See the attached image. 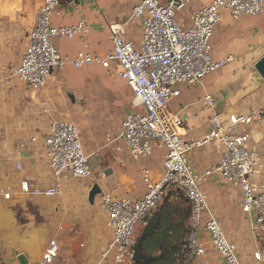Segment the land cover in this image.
Listing matches in <instances>:
<instances>
[{
	"label": "crops",
	"instance_id": "0c3cea01",
	"mask_svg": "<svg viewBox=\"0 0 264 264\" xmlns=\"http://www.w3.org/2000/svg\"><path fill=\"white\" fill-rule=\"evenodd\" d=\"M44 1L0 0V191H12L9 200H0V239L4 247L0 264H21V255L27 264H40L53 239L60 244L56 264H115L113 255L104 259L113 240L108 212L101 196L91 204L89 193L99 184L115 197L142 198L147 191L143 170H149L152 180L159 181L166 153L155 151L139 160L131 158L121 133L126 116L136 111L134 94L118 78L115 65L104 69L98 64L83 68L69 64L54 71L39 90L13 75ZM211 1L192 0L178 14L179 23L188 27L192 13ZM140 2L62 1L53 24L71 27L85 23L89 33L57 39L59 53L71 61L81 52L95 57L111 54L110 26L115 24H127V38L139 46L142 24L130 19L132 9ZM212 49L216 59L233 55L234 61L200 84L182 86L180 97L170 106L183 120L187 142L201 141L209 133L215 113L224 118L232 114L248 116L264 106V79L255 71L264 58V14L238 21L226 14L216 29ZM208 95L214 99L212 108L204 104ZM63 121L78 127L92 170L91 158L100 151L106 154L101 168L111 174L101 184L94 172L90 179L63 177L57 181L44 141L51 125ZM247 130L250 145L261 153L264 164V122L256 121ZM223 151V145L214 142L192 150L189 161L195 172L204 173L219 164ZM23 182L42 190L59 183L60 189L54 197L24 195ZM202 190L209 204L204 220L213 215L222 222L242 264H264V237L258 241L252 236V220L243 211L242 192L218 175L204 182ZM189 213L188 207L172 197L152 214L148 224L138 230L137 264H176L188 232ZM200 234L208 244L207 253L195 264H227L209 243L205 229Z\"/></svg>",
	"mask_w": 264,
	"mask_h": 264
},
{
	"label": "built area",
	"instance_id": "2783aa9c",
	"mask_svg": "<svg viewBox=\"0 0 264 264\" xmlns=\"http://www.w3.org/2000/svg\"><path fill=\"white\" fill-rule=\"evenodd\" d=\"M191 1L141 0L132 9L130 19L141 21L142 42L139 46L127 38V24H115L110 26L111 54L95 57L81 52L71 61L61 56L55 41L88 34L89 27L85 23L55 26L52 19L60 14L62 1L45 0L28 34L26 51L13 71L16 78L39 90L54 71L63 70L69 64L76 68L98 64L104 69L115 65L118 78L134 94L136 111L126 116L121 133L131 158L139 160L155 151H165L164 172L159 181H153L150 171L143 170L147 191L142 198L115 197L104 191L101 194L109 215L108 226L113 232L104 259L113 255L115 264H136L138 230L148 224L149 218L170 193L183 195L190 206L188 232L176 264H195L207 253L208 244L200 234L202 229L227 264H242L237 247L227 238L222 222L213 215L204 220L209 204L202 184L212 175H218L242 192V208L251 217L252 236L258 241L264 237V178L259 180L264 164L261 153L248 148L251 137L241 129L263 120L264 106L248 116L232 114L224 118L215 113L209 133L196 142L185 141L183 120L170 110L171 104L180 97L182 86L200 84L207 76L234 61L233 55L226 59H216L213 55L212 41L225 15L229 14L235 21L244 16L263 15L264 0H212L192 13L190 25L184 27L178 21V14ZM204 104L212 108L213 97L206 96ZM44 142L51 170L58 182L63 177L78 180L93 177L90 158L74 123H53ZM214 142L224 147L219 164L204 173L195 172L189 153ZM59 189V183L45 190L32 188L28 182L21 184L24 195L54 197ZM11 195L10 189L0 191V200H9ZM2 251L0 240V256ZM59 253V241L53 239L40 264H56ZM256 258L261 260L259 255Z\"/></svg>",
	"mask_w": 264,
	"mask_h": 264
},
{
	"label": "rangeland",
	"instance_id": "374dc122",
	"mask_svg": "<svg viewBox=\"0 0 264 264\" xmlns=\"http://www.w3.org/2000/svg\"><path fill=\"white\" fill-rule=\"evenodd\" d=\"M256 73H258L261 77H262V75L259 73V71L257 70V68H256ZM263 78V77H262ZM257 122H264V119L263 120H261V121H257ZM250 126V125H249ZM249 126H243L241 129L245 132V133H248L247 131V129H248V127ZM249 134V133H248ZM248 148L250 149V150H256V149H253L252 148V146L251 145H249L248 146ZM101 153L100 154H98V156L97 157H92L91 158V161L93 162L94 161V167H93V172H94V175H95V177L97 178V180H99V182H100V184H101V182H103V181H105L106 180V178L108 177L103 171V168H101V163H102V161H104V160H107V159H105V156H106V154L105 153H103L104 151H100ZM261 160H262V162H263V157L261 158ZM264 178V175H262L260 178H259V180H262ZM101 196V195H100ZM172 197H176L177 199H178V201H179V204L180 205H182L183 207H188L189 208V210H190V206H188V204H187V200H186V198L183 196V195H181V194H176V193H170L166 198H165V200H164V203H166V202H168ZM163 203V204H164ZM1 240V239H0ZM4 248V247H3ZM4 250V249H3ZM2 255H3V251H2V254H1V256H0V260L2 261Z\"/></svg>",
	"mask_w": 264,
	"mask_h": 264
},
{
	"label": "water",
	"instance_id": "95a60500",
	"mask_svg": "<svg viewBox=\"0 0 264 264\" xmlns=\"http://www.w3.org/2000/svg\"><path fill=\"white\" fill-rule=\"evenodd\" d=\"M256 68L264 79V58L256 65ZM110 172L111 171L107 172L106 175L109 176L111 174ZM107 187H109V185H107ZM102 193V187L99 184H95L89 193V202L94 204L96 197L100 196ZM18 260L21 264H27V260L24 255H21Z\"/></svg>",
	"mask_w": 264,
	"mask_h": 264
},
{
	"label": "trees",
	"instance_id": "16d2710c",
	"mask_svg": "<svg viewBox=\"0 0 264 264\" xmlns=\"http://www.w3.org/2000/svg\"><path fill=\"white\" fill-rule=\"evenodd\" d=\"M61 1H64V0H61ZM162 207V206H161ZM137 250H138V245H137ZM138 257V256H137ZM138 259V258H137ZM136 264H137V261H136Z\"/></svg>",
	"mask_w": 264,
	"mask_h": 264
}]
</instances>
